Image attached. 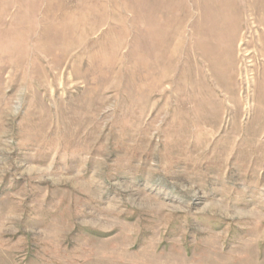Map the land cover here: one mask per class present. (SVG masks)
<instances>
[{
    "label": "rangeland",
    "instance_id": "374dc122",
    "mask_svg": "<svg viewBox=\"0 0 264 264\" xmlns=\"http://www.w3.org/2000/svg\"><path fill=\"white\" fill-rule=\"evenodd\" d=\"M0 264H264V0H0Z\"/></svg>",
    "mask_w": 264,
    "mask_h": 264
}]
</instances>
